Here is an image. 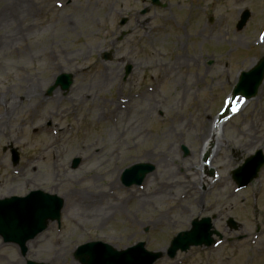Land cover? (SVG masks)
Returning a JSON list of instances; mask_svg holds the SVG:
<instances>
[{
	"label": "rangeland",
	"instance_id": "rangeland-1",
	"mask_svg": "<svg viewBox=\"0 0 264 264\" xmlns=\"http://www.w3.org/2000/svg\"><path fill=\"white\" fill-rule=\"evenodd\" d=\"M13 1L0 0V13ZM21 1L31 9L17 25L35 28L28 41L0 45V199L46 192L62 164L59 170L71 183L52 194L61 197L69 190L86 200L66 197L65 209L71 208L62 210L59 227L50 223L28 243L25 257L0 240V264H79L73 259L76 248L91 241L118 250L144 242L148 251L164 253L155 264H264V167L245 189L235 191L231 179V172L256 151L264 156V80L223 130V146L212 165L220 181L208 186L202 179L210 177V170L203 167L207 157L198 154L206 121L226 118L239 74L264 58V0H166L165 8L150 6V0ZM146 8L149 13L141 16ZM246 11L249 19L237 30ZM122 18L129 23L119 28ZM121 32L125 36L119 40ZM56 66L61 71L47 83ZM61 74L70 75L72 85L47 95ZM28 83L37 86L38 97L25 92ZM119 100H130L121 120L110 114ZM132 124L136 128L130 135ZM10 147L19 153L17 166L11 164ZM55 152L56 163L51 159ZM159 157L165 162L157 167ZM135 164L151 165V176H160L167 166L171 183H189L194 192L185 197L184 187H175L146 205L124 201L130 191L147 186L143 181L125 188L119 175L120 192H114L112 170ZM86 168L94 171L85 176ZM12 188L14 193L6 196ZM103 192L111 197L96 198ZM115 198L124 201L122 213L107 211ZM196 218H209L210 231L223 243L169 259L170 240ZM64 247L68 250L61 251Z\"/></svg>",
	"mask_w": 264,
	"mask_h": 264
},
{
	"label": "water",
	"instance_id": "water-1",
	"mask_svg": "<svg viewBox=\"0 0 264 264\" xmlns=\"http://www.w3.org/2000/svg\"><path fill=\"white\" fill-rule=\"evenodd\" d=\"M247 18L248 14H243L237 26L238 29L244 26ZM130 69V67L126 69V75L130 73ZM263 74L264 58L251 71L242 74L234 90V95L237 94L247 98L253 97L263 80ZM57 85H60L63 90H67L71 85V77H60L56 82ZM13 157V161L16 163L17 155L15 152ZM252 161L247 180L238 181L239 187L246 186L254 179L263 165V158L260 153L257 154L256 160L253 159ZM246 162L249 165L250 160ZM76 164L77 162L74 163V166ZM152 169L147 165H136L125 171L123 182L126 186L131 184L140 185L145 175ZM235 175H238V172H235ZM62 206L63 202L60 199L42 193H32L24 199H6L0 202V236L5 242L18 244L25 251V243L28 240L33 239L42 232L49 221L53 222L59 219ZM199 228L200 225L195 223L194 230L190 234H183V238L179 236L173 242L169 254L174 256L177 250L184 251L190 246L208 245L209 243L205 240V237L198 235ZM143 247V244H139L126 252L117 253L106 245L99 243L87 244L79 248L76 256L80 258L83 264H153L160 255L146 253Z\"/></svg>",
	"mask_w": 264,
	"mask_h": 264
},
{
	"label": "bare ground",
	"instance_id": "bare-ground-1",
	"mask_svg": "<svg viewBox=\"0 0 264 264\" xmlns=\"http://www.w3.org/2000/svg\"><path fill=\"white\" fill-rule=\"evenodd\" d=\"M57 3V2H56ZM55 3V4H56ZM58 7V5H56ZM61 9H63V5L60 7ZM30 9L31 7L26 4V2H23L21 0H14L13 2L6 4L3 8L2 11L0 13V45L4 44V41H7V44L10 46H15L18 45L19 43H21L23 40L28 41L30 40V37L33 35L32 30H34L33 26L31 25H26L25 24L23 26L21 25H17V21H18V17L22 14H26L27 16L30 14ZM262 45H264V36L262 37ZM47 59L52 62L54 60L53 55H48ZM56 60V58H55ZM60 67V66H59ZM61 67L57 68V66L52 69V73H57L61 71ZM55 74H52L50 78L47 79V83H51L54 80V77L56 76ZM37 86L28 83L25 86V92L27 94H33V97H38L39 93L37 94ZM145 95V93H144ZM230 102H234V104H229V106L233 105L234 110L233 112H237L238 109L241 107L240 111L242 110L243 106L246 104L245 101L240 100V99H236L234 101H231V99H229ZM241 102H245V103H241ZM126 104V106H125ZM41 105V103H39L37 105V107H39ZM127 105H130V100H128V102L125 101H117L114 104V110L110 113L112 115L113 118L115 119H122V115L123 112L125 114H127L129 112V108ZM123 111V112H122ZM240 111L237 114H234L233 117H231L228 121H226L224 123V119L223 121L219 120L216 121L214 123V120L212 121H206L207 124V129L203 130L204 135L202 136V143H201V148L198 151L199 154V158L204 154L206 156H209L210 160H209V169L212 168V165L214 163V160L216 158V155L219 154V151L221 149V147L223 146V130L225 128V126L231 122V120L235 117H237L240 113ZM145 113H149V110H146ZM229 114V113H228ZM31 117H33L35 115V112L31 111L30 112ZM5 117V115H4ZM3 117V118H4ZM2 119V118H1ZM0 119V120H1ZM132 128H136L135 124H132L131 126H129L128 128V132H130L131 135V130ZM136 137H138V134L136 135ZM132 139H136V138H132ZM89 149V148H88ZM239 149V148H238ZM49 151H47L48 153ZM168 154V153H167ZM159 158H163V157H159ZM54 163L58 162L59 157L57 156V153L55 152L51 158ZM171 161H175V160H171ZM165 162V158L163 159H159L156 162V166L160 167L161 164H164ZM205 166V165H204ZM64 166L61 164L58 166V168L56 167V177L55 178H51V183H50V187L47 188V190H45L47 193L52 194L53 192H56L57 189L60 187V185H65V186H69L71 183V180L68 178H65L62 176V173L59 169H63ZM206 168V167H204ZM207 169V168H206ZM163 170L164 172L162 174H160V176L158 175H149L145 178L144 184L147 187L143 188V191H130V196L128 198H126L124 201L130 202L132 200H138L139 204L142 203L143 204H147L149 202L150 199H153L155 196L161 195L162 196H166L170 190L174 189L175 187H184L183 188V193L182 196H190L192 189H189V187L187 186L189 183H179V182H175L173 179V182H170V178H172L171 176H167L168 173H171V171L167 168V166H163ZM94 171L93 169H89L86 168L85 170L82 171L83 175H88L91 174V172ZM120 173V174H119ZM112 175H114V178H112L111 181V188L112 191L114 192H120V188L118 186V178L119 175H121V172L118 168L114 167L112 170ZM175 175L178 177L179 175L175 172ZM182 175L184 176L185 180H188V177L185 176L184 172L182 171ZM96 176V175H94ZM203 180L206 183H209V181L204 177ZM220 181V179H219ZM27 184H32L31 181H27ZM192 185V184H191ZM33 188H35V186L32 184ZM193 186V185H192ZM16 188H12L9 189V191L5 194L6 196H11V194L14 193V190ZM4 195H0V197H3ZM75 196H79L81 198V196H83L82 194L78 193H73L69 190H65V193L61 196L64 199V202L69 203L67 198H72ZM110 196L111 197V192H109V194L107 192H103L102 194L96 196V198L98 199H108L107 197ZM181 196V197H182ZM83 200H86V198H81ZM122 200H120L119 198H115V201L113 205H111V207H109L107 209V211H112L113 214L116 213H122V209H123V202ZM68 207L65 209L66 205L63 208V212L68 213L71 206H69V204L67 205ZM107 211L105 212V210L103 211L104 214H107ZM162 220L165 221L164 225L167 227L168 226V220L166 218H163ZM63 250H68V247H64V249L62 248L61 251Z\"/></svg>",
	"mask_w": 264,
	"mask_h": 264
}]
</instances>
